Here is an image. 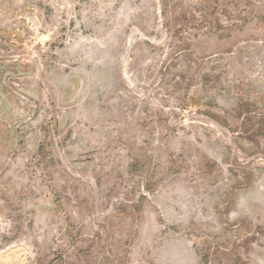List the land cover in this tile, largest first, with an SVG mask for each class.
<instances>
[{
  "label": "rangeland",
  "instance_id": "obj_1",
  "mask_svg": "<svg viewBox=\"0 0 264 264\" xmlns=\"http://www.w3.org/2000/svg\"><path fill=\"white\" fill-rule=\"evenodd\" d=\"M0 92V264H264V0H0Z\"/></svg>",
  "mask_w": 264,
  "mask_h": 264
},
{
  "label": "flooded vegetation",
  "instance_id": "obj_2",
  "mask_svg": "<svg viewBox=\"0 0 264 264\" xmlns=\"http://www.w3.org/2000/svg\"><path fill=\"white\" fill-rule=\"evenodd\" d=\"M0 96H6V95L4 92H0ZM0 101H1L0 108L4 109V101H3V99H1V97H0Z\"/></svg>",
  "mask_w": 264,
  "mask_h": 264
}]
</instances>
